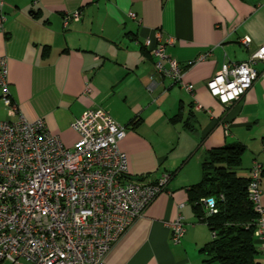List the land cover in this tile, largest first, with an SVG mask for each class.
Wrapping results in <instances>:
<instances>
[{"label":"crops","instance_id":"0c3cea01","mask_svg":"<svg viewBox=\"0 0 264 264\" xmlns=\"http://www.w3.org/2000/svg\"><path fill=\"white\" fill-rule=\"evenodd\" d=\"M73 11L80 19L64 26V15ZM158 29L192 91L153 74L154 57L143 41L149 36L154 44ZM245 35L248 45L241 41ZM262 45L264 0H0V56L7 59L21 114L43 119L70 147L78 138L73 119L100 107L127 127L118 143L128 160L124 181L170 175L164 191L113 244L107 264H217L200 251L211 234L197 221L188 189L201 180L206 151L224 144L245 145L239 176H248L254 160L264 169V62L254 63L257 78L229 104L211 95L206 81ZM0 119H15L1 101ZM260 189L264 206V173ZM177 214L185 233L174 244L168 222Z\"/></svg>","mask_w":264,"mask_h":264},{"label":"built area","instance_id":"2783aa9c","mask_svg":"<svg viewBox=\"0 0 264 264\" xmlns=\"http://www.w3.org/2000/svg\"><path fill=\"white\" fill-rule=\"evenodd\" d=\"M129 16L136 18L133 12ZM79 19V11L66 13L63 25ZM153 36L154 44L149 36L143 41L154 57L153 74L192 91L184 80L185 68L167 54L162 32L155 30ZM241 41L248 45L250 37ZM257 60L264 62V45L247 60L224 64L206 81L211 95L225 104L240 99L257 78ZM7 72V59L0 56V101L7 115L15 117L0 119V264H107L113 244L164 191L170 175L124 181L128 160L118 143L127 127L97 106L73 119L70 127L78 138L65 146L43 119L28 121L21 114ZM262 171V163L254 160L247 192L257 214L254 235L264 255ZM200 200L208 213L216 211L212 198ZM168 227L171 242L180 243L184 217L177 214Z\"/></svg>","mask_w":264,"mask_h":264},{"label":"trees","instance_id":"16d2710c","mask_svg":"<svg viewBox=\"0 0 264 264\" xmlns=\"http://www.w3.org/2000/svg\"><path fill=\"white\" fill-rule=\"evenodd\" d=\"M176 118L178 115L172 120ZM244 151L245 145L238 142L207 150L201 162V180L188 189L197 221L205 224L211 234L210 241L200 249L207 256L205 261L264 264L254 235L257 214L248 197L249 174L244 177L236 173ZM202 198H212L216 211L208 213L200 200Z\"/></svg>","mask_w":264,"mask_h":264}]
</instances>
